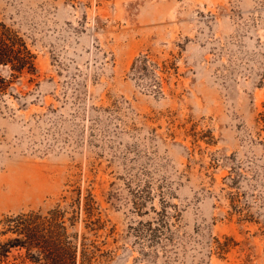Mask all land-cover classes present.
I'll use <instances>...</instances> for the list:
<instances>
[{
  "label": "rangeland",
  "instance_id": "obj_1",
  "mask_svg": "<svg viewBox=\"0 0 264 264\" xmlns=\"http://www.w3.org/2000/svg\"><path fill=\"white\" fill-rule=\"evenodd\" d=\"M0 23L37 69L0 95V221L80 191L94 264H264V0H0Z\"/></svg>",
  "mask_w": 264,
  "mask_h": 264
},
{
  "label": "trees",
  "instance_id": "obj_2",
  "mask_svg": "<svg viewBox=\"0 0 264 264\" xmlns=\"http://www.w3.org/2000/svg\"><path fill=\"white\" fill-rule=\"evenodd\" d=\"M153 64L147 55H140L133 60L131 69L145 72ZM0 67H6L9 72L7 77L0 76V95L21 76L28 75L29 81H32L37 75L35 56L24 39L2 23H0ZM154 82V84L150 83L151 88L160 87L159 81ZM258 122L264 128V111L259 113ZM69 206L72 209L68 218L65 217L67 210L59 208V205L46 213L29 210L5 216L0 221L2 225L0 237L6 236L0 239V264H94L96 251L99 250L96 244L93 241H86V237H82L78 243L77 232H68L66 224V220H69V225H73L80 216L82 206L80 191ZM93 208V199L88 193L83 203L88 218L91 217ZM158 214L161 217L165 216V210L161 209ZM95 223L96 221L90 220V224ZM159 225L160 223L156 227ZM154 226L151 222H147V230L151 235L156 229ZM98 227H90V229ZM10 257H13L14 261H11Z\"/></svg>",
  "mask_w": 264,
  "mask_h": 264
}]
</instances>
